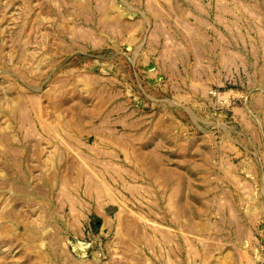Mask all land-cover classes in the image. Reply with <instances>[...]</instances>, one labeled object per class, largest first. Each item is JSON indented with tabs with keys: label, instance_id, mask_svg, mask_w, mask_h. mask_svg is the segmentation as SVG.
<instances>
[{
	"label": "rangeland",
	"instance_id": "rangeland-1",
	"mask_svg": "<svg viewBox=\"0 0 264 264\" xmlns=\"http://www.w3.org/2000/svg\"><path fill=\"white\" fill-rule=\"evenodd\" d=\"M0 264H264V0H0Z\"/></svg>",
	"mask_w": 264,
	"mask_h": 264
}]
</instances>
